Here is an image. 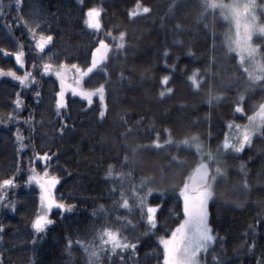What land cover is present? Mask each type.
<instances>
[{"label":"trees","instance_id":"obj_1","mask_svg":"<svg viewBox=\"0 0 264 264\" xmlns=\"http://www.w3.org/2000/svg\"><path fill=\"white\" fill-rule=\"evenodd\" d=\"M4 4L7 16L0 14V68H12L19 75L30 71L36 80L22 86L7 75L0 76V117L6 118L8 112L21 117L0 123V180L12 177L15 181L0 203V224L4 226L0 261L89 264L77 241H91L95 230L103 226H121L124 235L139 239L136 253L102 250L97 264H122V260L123 264H157L158 260L162 264V255H157L162 254L158 237L170 235L184 218L179 186L196 162L195 152L180 146V141L197 134L215 149L229 121L246 123L245 113L264 102V85L249 87L236 55L227 50L226 22L216 11L202 16L201 0H176L172 7V0H141L150 12L135 17L128 11L136 0H22L19 10L15 0H4ZM93 6L103 8L100 36L108 29L113 35L126 32L125 45L119 50L116 41L107 37L113 45L103 65L107 73L101 69L84 82L85 88L106 84V114L100 117L97 101L90 106L69 96L67 108L57 115L59 85L44 75L41 65L63 62L87 67L98 42L97 32L84 23L87 9ZM19 16L35 20L38 31L52 34L45 51L35 49L28 26L22 20L17 22ZM255 43L264 44V40L257 38ZM21 44L24 69L13 56ZM165 49L169 50L167 56ZM195 69H200L198 79L204 77L199 88L187 78ZM164 75L170 76L167 84L162 82ZM164 87L173 91L161 97ZM218 92L223 96L209 103V96ZM17 93L22 98L19 109L14 105ZM242 93L245 113L235 109ZM18 129L24 137L23 148L16 140ZM169 135L171 142L164 144ZM157 138L162 142L160 148L151 143ZM35 152H48L50 161L37 162ZM223 159L226 173L216 181L209 204V223L218 239L204 256L205 264H264V131L240 154L226 153ZM110 164L115 171L131 172L124 180L126 191L131 184L139 190L141 178H147L144 190L153 189L147 203L160 205L155 229L149 230L138 205L131 210L121 205L119 178L105 175ZM46 165L50 174L59 177L55 198L73 208L52 211L53 223L36 233L31 221L40 206V189L22 185L33 166L42 172ZM11 201L14 210L7 206ZM68 239L73 241L70 249Z\"/></svg>","mask_w":264,"mask_h":264},{"label":"snow or ice","instance_id":"obj_2","mask_svg":"<svg viewBox=\"0 0 264 264\" xmlns=\"http://www.w3.org/2000/svg\"><path fill=\"white\" fill-rule=\"evenodd\" d=\"M176 0H172V7ZM22 0H15V6L17 10L21 7ZM10 6V5H9ZM264 8V6H260ZM201 15L212 11H219L225 22H228L231 26H234V32L230 28L225 32V44L227 50L230 53L236 54V59L239 61L242 74L246 75L249 87H253L259 82L264 85V44H253V35L260 34V39L264 40V24L257 23L256 12L258 6L256 0H201ZM102 8L98 6L89 7L86 11L84 23L91 29L97 32L96 47L92 49L91 62L87 67H81L80 65L73 63L67 65L63 62L59 66L55 67V75L60 81V90L56 93L55 109L57 115H61V110L67 108V100L65 98V92L71 89L72 93L78 94L85 98L88 104H92L93 97L98 95L100 100V117H104L105 109L107 105L105 102L106 84L100 83L94 88H85L83 86V78L89 73H93L94 69L99 66L105 73L107 68H104L101 61H105L108 58L109 50L113 48V45L107 42V37H111L116 41L115 48L117 50L122 49L126 41V32L121 30L118 34L113 35L111 29H108L103 36L99 33L103 31ZM150 7L146 4H141V0H136V5L133 9L128 11L130 17H134L139 13H149ZM0 14L7 16L5 12L4 0H0ZM23 21L29 28V32L32 34V40L35 42V49L39 52H43L45 46L52 40L53 36L49 32L45 34L43 31H38L39 24L35 20L29 21L23 16L18 17V21ZM35 25V26H33ZM7 54L8 50H3ZM169 50L165 49V56L168 55ZM16 63L24 64V51L23 45L19 46V50L14 53ZM167 63V61H165ZM35 61H33V67H35ZM171 67H175L172 65ZM43 73H48L54 70V66L51 63L44 62L41 65ZM73 73L71 79L68 77V72ZM200 69H195L187 77L192 82V86L199 88L200 81L204 79L203 76L197 78V73ZM11 76L18 80L22 86H27L32 81L36 80V76L30 71H25L23 75L17 74L12 68H8L5 71L4 68H0V76ZM162 82L167 84L170 80L169 75H164ZM173 89L171 87H164L159 95L165 96L166 93H171ZM36 97H39V92L35 93ZM223 96L222 92L216 93L214 96H209V103L213 99H220ZM245 97L242 93L236 104L235 109L238 112L245 113L243 107V101ZM15 108L19 109L22 105V98L17 93V98L14 102ZM247 122L244 124L228 122L229 131L225 132L222 141L216 145L215 149L211 145H206L199 139L197 134L191 136H185L180 143L190 146L195 149L196 162L194 166L189 170L188 175L183 178L182 185L179 186L180 196L183 197V219L170 230V235H162L158 237L159 245H162V264H202L201 256L206 254L210 246L214 245L218 239L217 234L213 232L212 226L208 222V202L214 196V185L218 178H220L224 169L221 166V156L226 150H233L234 152H240L244 149L245 145L252 143L253 135L257 131H264V102H260L258 106H254V109L250 114H247ZM19 120L21 117L15 112H8L5 117H0V123H7L9 120ZM29 121L32 117L29 116ZM63 127L60 129L62 132ZM130 130V128H129ZM159 133H157V137ZM24 137L20 130H17L16 140L19 148L25 147L23 143ZM172 140L171 135L169 139L164 141V144L170 143ZM157 148L161 147L162 142L160 139H154L151 141ZM135 151V149H133ZM35 156H42L44 160L50 161L48 152H35ZM125 161L128 160L127 154L124 157ZM173 159L179 160L178 156H174ZM243 168V165H241ZM31 175H29V181L35 180L40 186V206L36 209V215L31 221L32 229L36 233H42L46 227L53 223V220L49 217L48 213L53 207L60 210L71 211L72 204L65 203L62 200H57L53 189L55 188L59 177L49 173V167L46 165L43 168V174L36 171L35 167L31 168ZM106 176L119 178L121 186L119 188L120 196L119 201L121 205L129 210L132 207L138 205L141 209L142 216L146 215L147 227L149 230L156 228L157 219L156 211L160 207L159 204H148L147 197L153 191L148 187L147 191L144 190L147 183V178H141L139 190L135 184H131L126 191L124 188V180L126 177L131 176V172L115 171L114 165L108 166ZM15 181L12 177H8L0 180V203L6 200V192L10 186H13ZM247 186V180L244 181ZM115 186L112 191L115 192ZM130 198L132 203H130ZM8 207L15 209V202L11 201L7 204ZM103 208V205L100 206ZM147 208L144 213V208ZM122 222L131 223L128 218H120ZM3 224H0V230L3 229ZM124 229L121 226H103L95 230V234L91 241L85 242L84 240L77 241L80 244L85 253L87 254L89 264H97L100 258L102 250H107L109 254H119L128 252L135 254L136 247L139 243V239H130L124 235ZM35 240L36 237L34 236ZM98 240L99 244L94 241ZM255 241L248 245L251 250L254 247ZM68 248L73 245V241L68 239ZM214 260L217 257H213ZM2 264V261H0ZM123 264V260H122ZM160 264V261H157Z\"/></svg>","mask_w":264,"mask_h":264},{"label":"rangeland","instance_id":"obj_3","mask_svg":"<svg viewBox=\"0 0 264 264\" xmlns=\"http://www.w3.org/2000/svg\"><path fill=\"white\" fill-rule=\"evenodd\" d=\"M256 4H257V6H258V10H257V12H256V15H257V23H259V24H264V8L260 7V6H264V0H262V1H261V0H256ZM98 7L102 8L101 6H98ZM216 12L219 13V11H216ZM102 14H103V8H102V12H101V19H102ZM143 14H146V13H139V14H137V15H143ZM137 15H136V16H137ZM219 15H220V13H219ZM134 17H135V16H134ZM220 17L223 19V17H222L221 15H220ZM226 24H227V26H228L227 31L231 28L232 31L234 32V26H231L228 22H226ZM86 27L89 28L87 25H86ZM89 29L92 30V31H95V30H93V29H91V28H89ZM257 38H260V34H259V33H256V34L253 35V40H252V43H253V44H256V43H255V40H256ZM50 43H51V42H50ZM50 43H49L48 45L45 46L44 51L47 49V47L50 45ZM226 47H227V46H226ZM109 51H110V50H109ZM108 54H109V53H108ZM233 54L236 55L235 53H233ZM13 56H14V55H13ZM14 58H15V56H14ZM107 59H108V58H107ZM15 60H16V59H15ZM106 61H107V60H105V61H101V64L104 65V63H105ZM238 62H239V61H238ZM65 64H67V63H65ZM17 65H18V67H19L20 69H24V64H23V65H20V64L17 63ZM67 65H71V64H67ZM53 66H54V70H53V71H50V72H48V73H44V75H45V76H49V77H53V78L58 82L59 90H60V81H59V78L56 77V75H55V67H57V66H59V65H53ZM99 70H101V68L98 66L97 69H94V70H93V73L96 72V71H99ZM91 74H92V73H89L87 76H85V77L83 78V81H82L83 86H84L85 79H86L89 75H91ZM67 75H68L69 79H71L73 73H72L71 71H69ZM8 77L12 78V79L15 80L16 82H19L18 80L14 79V78L11 77V76H8ZM256 84H259V82H257ZM69 96L78 97V98H80L81 100H84L85 102H87V100H86L85 98L79 96L78 94H75V95H74V94L72 93L71 89H68V90L65 92V98H66V100H67V98H68ZM96 101H97V102L99 103V105H100V100H99V96H98V95H96V96L93 97V102H92V104H94ZM87 103H88V102H87ZM104 103L106 104V101H105ZM92 104H88V105L91 106ZM63 110H64V109H62L61 112H62ZM106 110H107V107H106V109H105V114H106ZM104 116H105V115H104ZM101 118H103V117H101ZM227 131H229L228 127H227ZM261 132H262V131H257V132L253 135L252 141L254 140V138L258 137V136L261 134ZM200 140H201V139H200ZM201 141H202V140H201ZM251 144H252V143H251ZM251 144H249V145H245L244 149L247 148V147H249ZM179 145L182 146V147H185V148L191 149V150H193V151L195 152V149L192 148V147H190V146H186V145H184V144H182V143H179ZM244 149H243V150H244ZM243 150H242V151H243ZM242 151H240V152H234L233 150L229 149V150H226V151L223 152V154H222V156H221V166H222V168L224 169V173H223V175H222L221 177H224V176H225V173H226V170H225V167H224V159H223V156H224L226 153L240 154ZM36 161L39 162V163H42V164H45V163L47 162L46 160L43 159L42 156L37 157V158H36ZM35 169H36V171H37L38 173L43 174V171L40 172L37 168H35ZM31 174H32V173H31V169H30V171H29V175H31ZM221 177H220V178H221ZM28 178H29V177H28ZM218 179H219V178H218ZM218 179H217V180H218ZM215 183H216V182H215ZM57 184H58V182H57ZM57 184H56V186H57ZM32 186H36V187H38V188L40 189V186L35 182V180L29 181V179H28L27 182H26L25 184L22 185V187H24V188H30V187H32ZM56 186H55V188H56ZM55 188L53 189L54 194H55ZM213 197H214V196H213ZM213 197H212V198L209 200V202H208V222H209V204H210L211 200L213 199ZM180 198H181V201H182V204H183V197L180 196ZM55 210H58V211H61V212H65V211H66V210H60V209H58V208H56V207H53V208L51 209V211L48 213L49 217H50V213H51L52 211H55ZM156 212H157V211H156ZM50 218H51V217H50ZM50 225H51V224H50ZM50 225H48L47 227H49ZM47 227H46V228H47ZM160 246L162 247V245H160ZM212 246H213V245H212ZM212 246H210L209 250L211 249ZM209 250H208V251H209ZM207 253H208V252H207ZM207 253H206V254H207ZM206 254H202V256H201L202 264H205L204 256H205Z\"/></svg>","mask_w":264,"mask_h":264}]
</instances>
